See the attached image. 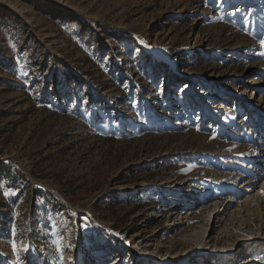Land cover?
<instances>
[{
    "label": "rangeland",
    "instance_id": "1",
    "mask_svg": "<svg viewBox=\"0 0 264 264\" xmlns=\"http://www.w3.org/2000/svg\"><path fill=\"white\" fill-rule=\"evenodd\" d=\"M261 39L264 0H0V264H264Z\"/></svg>",
    "mask_w": 264,
    "mask_h": 264
},
{
    "label": "bare ground",
    "instance_id": "2",
    "mask_svg": "<svg viewBox=\"0 0 264 264\" xmlns=\"http://www.w3.org/2000/svg\"><path fill=\"white\" fill-rule=\"evenodd\" d=\"M200 41H201V39H200ZM257 60H259V59H257ZM261 61H262V59H261ZM251 63L252 62H249V64H251ZM207 76H210V74H207ZM261 157H264V153L261 155ZM262 174H264V171L262 172ZM241 181L244 182L243 186H245V188L243 189L244 195H245V198H244L245 204L247 206L254 205V206L260 207V203H259V199L257 198V195L262 196L261 189H264V183L260 184L259 186L254 185L253 181H251V177L248 180H242L241 179ZM260 186L262 187L261 189H259ZM227 205L228 204L223 206V208L220 210L222 214H224L226 212L225 210L227 209ZM221 213H218L217 215H219ZM197 250H199L200 252H204V250L202 249V245L200 247H198Z\"/></svg>",
    "mask_w": 264,
    "mask_h": 264
},
{
    "label": "snow or ice",
    "instance_id": "3",
    "mask_svg": "<svg viewBox=\"0 0 264 264\" xmlns=\"http://www.w3.org/2000/svg\"><path fill=\"white\" fill-rule=\"evenodd\" d=\"M259 43H260L261 47H264V39H261L259 41ZM262 55H264V53H262ZM261 194L264 195V189H261ZM4 195L7 196V195H9V193L8 192H5ZM13 247H15V245H13Z\"/></svg>",
    "mask_w": 264,
    "mask_h": 264
}]
</instances>
